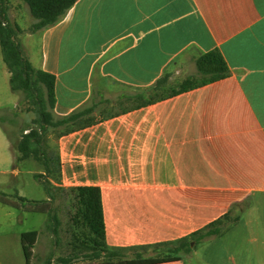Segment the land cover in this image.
I'll list each match as a JSON object with an SVG mask.
<instances>
[{"label":"crops","instance_id":"0c3cea01","mask_svg":"<svg viewBox=\"0 0 264 264\" xmlns=\"http://www.w3.org/2000/svg\"><path fill=\"white\" fill-rule=\"evenodd\" d=\"M7 14L18 33L35 22L22 0ZM26 36L41 49L24 44L25 56L55 77V115L94 107V123L57 139V185L100 189L109 247L155 256L223 221L188 256L264 264V0H78ZM215 49L229 77L146 103L157 80L177 87Z\"/></svg>","mask_w":264,"mask_h":264},{"label":"trees","instance_id":"16d2710c","mask_svg":"<svg viewBox=\"0 0 264 264\" xmlns=\"http://www.w3.org/2000/svg\"><path fill=\"white\" fill-rule=\"evenodd\" d=\"M10 0H0V48L2 59L10 75L11 91L24 94L34 106L37 113L36 123L38 127L30 128L24 132L18 143V160L34 158L38 161H46L50 180L46 184L47 190L51 191L52 181L60 184V160L55 152L45 151L49 157L43 159V144L49 130H59L58 138L78 128L86 127L94 123L90 119L94 107H85L66 117L59 118L55 115V77L45 71L36 69L25 56L20 43L18 32L20 27L13 25L7 14V4ZM28 5L35 22L31 26L32 32H37L55 25L78 0H22ZM197 76L189 77L177 87L169 84V76L165 75L151 87L147 88L146 103L151 104L165 98L189 91L222 79L231 75V70L221 52L217 49L209 51L196 61ZM4 118L0 117V124ZM39 178V176H38ZM61 187V186H59ZM63 188V187H61ZM67 189V188H63ZM75 200V212L71 217L74 232L73 242L70 243L72 250L66 257H59V264H162L173 261H181L184 255L192 251L191 242L194 245L204 239L221 235L226 228L223 221L215 222L207 228L180 239L172 244H166L162 251L155 256H145L136 250L129 257L127 250L111 248L106 243L105 224L101 191L97 187H77L68 189ZM25 202L24 198H19ZM1 203H14L10 198L0 197ZM49 212L53 223L52 233L58 235L60 219L57 214L51 215L46 206L38 209ZM227 217H225V220ZM227 221V220H226ZM39 233L36 230L21 234L22 250L26 264H31L33 249L37 243ZM158 247V246H156ZM144 250V249H142ZM161 252V254H159ZM77 260H84L78 263ZM51 261V259H50Z\"/></svg>","mask_w":264,"mask_h":264},{"label":"rangeland","instance_id":"374dc122","mask_svg":"<svg viewBox=\"0 0 264 264\" xmlns=\"http://www.w3.org/2000/svg\"><path fill=\"white\" fill-rule=\"evenodd\" d=\"M29 18L30 15L24 16L21 20L27 32L18 33V42L24 54L23 45L32 43L30 53L39 56L41 49L39 37L26 36L31 32L32 20ZM10 19L13 20V17ZM9 79L10 75L3 62L0 48V117L4 118V123L0 124V197L5 196L14 202L13 204L0 202V264H26L21 234L33 230L38 231L39 236L32 264H59L58 258L72 250L70 243L73 242L74 232L71 221L75 212L74 195L68 189L59 187L55 180L50 186L51 191L47 190L46 184L51 180L46 161L41 162L34 158L18 160L20 153L17 146L20 138L30 128L38 127L36 123L38 116L24 94L11 91ZM172 86L175 87V83H172ZM100 115H108V112H102ZM58 134L59 130L48 131L43 144V159L49 157L45 151L55 152ZM19 198L26 201L22 202ZM42 206H46L51 215H58L60 219L58 235L54 236L52 233L53 223L49 212L38 210ZM202 245L198 243L196 250L199 251ZM162 249L164 248H159ZM129 252L132 251H126ZM152 252L154 251L149 248L144 253L149 256L153 255ZM201 255L202 251L199 253L200 257ZM187 256L184 255L188 264H196L200 260L199 256L195 259ZM77 262L82 263L84 260Z\"/></svg>","mask_w":264,"mask_h":264}]
</instances>
